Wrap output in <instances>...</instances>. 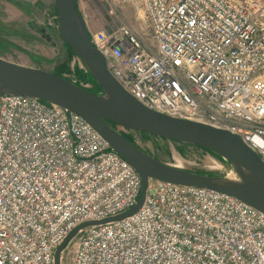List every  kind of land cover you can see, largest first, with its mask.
<instances>
[{"label": "built area", "instance_id": "1", "mask_svg": "<svg viewBox=\"0 0 264 264\" xmlns=\"http://www.w3.org/2000/svg\"><path fill=\"white\" fill-rule=\"evenodd\" d=\"M98 1L135 10L137 27L107 32L90 27L77 0L90 42L128 94L228 131L264 163V0ZM140 187L134 168L79 115L0 97V264H53L72 229L130 209ZM75 238L69 264H264V213L168 182L150 181L133 215Z\"/></svg>", "mask_w": 264, "mask_h": 264}, {"label": "water", "instance_id": "2", "mask_svg": "<svg viewBox=\"0 0 264 264\" xmlns=\"http://www.w3.org/2000/svg\"><path fill=\"white\" fill-rule=\"evenodd\" d=\"M53 5L62 41L81 61L101 92L96 94L57 74L0 58V96L11 94L35 98L79 115L134 168L141 179L138 200L130 209L113 217L76 226L56 247L53 264H61L65 247L84 229L116 222L136 213L145 200L150 181L211 189L264 213V163L244 141L228 131L171 117L142 105L108 72L104 57L89 40L86 24L77 9V0H53ZM124 131L204 149L226 161L236 179L164 164L129 141Z\"/></svg>", "mask_w": 264, "mask_h": 264}, {"label": "rangeland", "instance_id": "3", "mask_svg": "<svg viewBox=\"0 0 264 264\" xmlns=\"http://www.w3.org/2000/svg\"><path fill=\"white\" fill-rule=\"evenodd\" d=\"M81 1L91 28L102 26L105 31L110 32L121 23L128 22L136 27L138 25L135 10L131 6L102 3L98 0ZM110 8L113 17L108 14ZM80 15L85 18L82 13ZM0 58L54 74L59 73V76L82 88L96 94L101 92V89L92 90V76L62 41L53 0H0ZM124 132L144 152L164 164L222 177L233 170L226 161L204 149L144 133ZM75 240L74 237L65 247L61 264H69Z\"/></svg>", "mask_w": 264, "mask_h": 264}, {"label": "trees", "instance_id": "4", "mask_svg": "<svg viewBox=\"0 0 264 264\" xmlns=\"http://www.w3.org/2000/svg\"><path fill=\"white\" fill-rule=\"evenodd\" d=\"M55 74L60 75L59 73H55ZM91 80H92V83H93V85H94V86L92 87V90L100 91L99 86L95 84V82H94L93 79H91Z\"/></svg>", "mask_w": 264, "mask_h": 264}, {"label": "bare ground", "instance_id": "5", "mask_svg": "<svg viewBox=\"0 0 264 264\" xmlns=\"http://www.w3.org/2000/svg\"><path fill=\"white\" fill-rule=\"evenodd\" d=\"M226 177H228L230 179H236V175H235L233 170H231V173L229 175H227Z\"/></svg>", "mask_w": 264, "mask_h": 264}, {"label": "flooded vegetation", "instance_id": "6", "mask_svg": "<svg viewBox=\"0 0 264 264\" xmlns=\"http://www.w3.org/2000/svg\"><path fill=\"white\" fill-rule=\"evenodd\" d=\"M124 134V133H123ZM126 134V133H125ZM125 136V135H124ZM127 136V135H126ZM125 136V137H126ZM129 141L133 142L129 137H126ZM134 143V142H133ZM135 144V143H134ZM137 145V144H136ZM138 146V145H137ZM139 147V146H138ZM140 149H142L141 147H139ZM143 150V149H142Z\"/></svg>", "mask_w": 264, "mask_h": 264}]
</instances>
